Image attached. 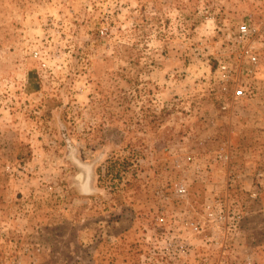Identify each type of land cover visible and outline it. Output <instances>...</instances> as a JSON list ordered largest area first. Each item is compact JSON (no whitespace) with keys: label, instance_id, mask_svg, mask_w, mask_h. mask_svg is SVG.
I'll list each match as a JSON object with an SVG mask.
<instances>
[{"label":"rangeland","instance_id":"374dc122","mask_svg":"<svg viewBox=\"0 0 264 264\" xmlns=\"http://www.w3.org/2000/svg\"><path fill=\"white\" fill-rule=\"evenodd\" d=\"M247 23L264 39V0H0V264H138L163 214L207 237L238 217L230 263L264 264Z\"/></svg>","mask_w":264,"mask_h":264},{"label":"built area","instance_id":"2783aa9c","mask_svg":"<svg viewBox=\"0 0 264 264\" xmlns=\"http://www.w3.org/2000/svg\"><path fill=\"white\" fill-rule=\"evenodd\" d=\"M237 42L242 45L240 70L244 71L245 88L236 90L234 96L242 98L249 92L255 95L258 88L256 72L260 65V45L264 39L258 28L251 23L239 28ZM45 66V65H43ZM223 84L237 83V70L231 63H222L219 67ZM227 90V87H224ZM186 189H179V196L185 197ZM175 217L161 215L156 220L151 235L146 238L147 251L140 256L138 264H254L252 256L246 251L242 261L230 263L229 257L237 260L238 255L232 249L239 238V218L233 217L228 227L220 229L218 219H213V233L205 236L206 225L191 220H178ZM204 250H206L204 252ZM208 251V253H207Z\"/></svg>","mask_w":264,"mask_h":264},{"label":"trees","instance_id":"16d2710c","mask_svg":"<svg viewBox=\"0 0 264 264\" xmlns=\"http://www.w3.org/2000/svg\"><path fill=\"white\" fill-rule=\"evenodd\" d=\"M122 172H124V170L123 171H117V173L116 174H114L115 172H114V169H109V171H108V175L110 176V175H112V180H114V179H122V175H121V173Z\"/></svg>","mask_w":264,"mask_h":264}]
</instances>
